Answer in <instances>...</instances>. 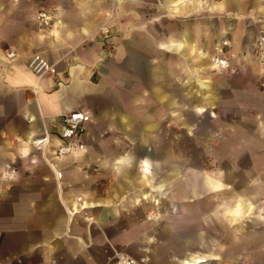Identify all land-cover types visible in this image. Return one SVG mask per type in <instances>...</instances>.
Masks as SVG:
<instances>
[{"label":"crops","instance_id":"1","mask_svg":"<svg viewBox=\"0 0 264 264\" xmlns=\"http://www.w3.org/2000/svg\"><path fill=\"white\" fill-rule=\"evenodd\" d=\"M263 29L259 0H0V264H111L112 249L136 264L233 262L221 222L247 203L206 212L223 185L176 144L188 115L214 109L216 49L227 42L232 69L264 58ZM36 54L53 74L27 70ZM72 111L91 116L84 150L41 152Z\"/></svg>","mask_w":264,"mask_h":264},{"label":"rangeland","instance_id":"2","mask_svg":"<svg viewBox=\"0 0 264 264\" xmlns=\"http://www.w3.org/2000/svg\"><path fill=\"white\" fill-rule=\"evenodd\" d=\"M222 49L223 55L230 58L228 46ZM247 60L249 63L234 65L233 73L217 72L221 80L216 82L214 109H205L194 119L188 115L192 130L187 138L186 130L175 133L188 140L178 142L177 149L187 154L191 164L217 176L223 185L214 198L205 197L206 212L214 204L233 205L238 198L247 203L240 221L221 222L220 243L236 252L233 262L224 264H264V136L256 125L262 117L264 127V58ZM116 251L128 256L122 250Z\"/></svg>","mask_w":264,"mask_h":264},{"label":"built area","instance_id":"3","mask_svg":"<svg viewBox=\"0 0 264 264\" xmlns=\"http://www.w3.org/2000/svg\"><path fill=\"white\" fill-rule=\"evenodd\" d=\"M180 3H196L201 6L208 5L210 3L220 2L222 0H178ZM259 2L264 6V0H259ZM52 16L44 12H40L36 20L42 26H50L52 22ZM259 45H264V29L260 32L257 40ZM227 42H223L221 47L216 49L214 58L212 61L217 62L219 65V71L234 72L230 66L224 67L227 65L225 57L223 54L224 47H227ZM8 59L13 58V53H8L6 55ZM26 68L33 75L41 77L43 75H49L54 73L53 66L48 64L47 61L41 55H33L29 58L26 64ZM90 114L86 111H72L70 113L64 114L61 116V130L59 131L58 136L54 139L56 143L51 142V138L45 135L42 139L38 141L37 148L43 152L45 150H51L55 159H61L67 156H72L76 152L84 150V146L79 144V139L85 131L87 123L90 121ZM59 141V143H57ZM113 255L111 257L112 264H136V262L126 256L125 254L112 249Z\"/></svg>","mask_w":264,"mask_h":264},{"label":"clouds","instance_id":"4","mask_svg":"<svg viewBox=\"0 0 264 264\" xmlns=\"http://www.w3.org/2000/svg\"><path fill=\"white\" fill-rule=\"evenodd\" d=\"M231 214H232V215L239 216V215H240V208L237 207L236 210H235L233 213H231Z\"/></svg>","mask_w":264,"mask_h":264},{"label":"bare ground","instance_id":"5","mask_svg":"<svg viewBox=\"0 0 264 264\" xmlns=\"http://www.w3.org/2000/svg\"><path fill=\"white\" fill-rule=\"evenodd\" d=\"M213 59H215V58H212V60ZM217 62H215V61H212V64L213 65H215L216 67H219V65L218 64H216ZM227 63V62H226ZM224 67H227L228 68V63H227V65H224Z\"/></svg>","mask_w":264,"mask_h":264}]
</instances>
